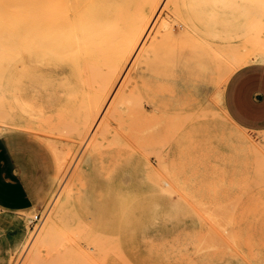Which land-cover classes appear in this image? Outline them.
<instances>
[{"label":"rangeland","instance_id":"374dc122","mask_svg":"<svg viewBox=\"0 0 264 264\" xmlns=\"http://www.w3.org/2000/svg\"><path fill=\"white\" fill-rule=\"evenodd\" d=\"M130 1L53 3L116 13ZM46 2L0 0V28L35 7L40 12ZM134 4L138 9L128 12L139 11L135 43L111 64L110 86L92 124L83 129L87 94L71 86V107L3 131L34 205L19 213L26 236L10 264H57L65 253L69 264H109L99 249L119 240L117 224L139 221L141 264H264V133L237 127L222 103L232 73L264 58V13L263 29H248L264 0ZM5 43L0 70L3 56L10 67L16 54L14 37ZM200 60L208 68H197ZM100 78L87 74L89 90ZM1 88L0 81V96ZM58 152V161L68 156L60 172ZM37 214L41 221L32 224Z\"/></svg>","mask_w":264,"mask_h":264},{"label":"bare ground","instance_id":"6f19581e","mask_svg":"<svg viewBox=\"0 0 264 264\" xmlns=\"http://www.w3.org/2000/svg\"><path fill=\"white\" fill-rule=\"evenodd\" d=\"M46 1V6L37 8L41 9L40 12L35 7L32 15L16 20L10 25L5 26V28H0V43L3 45L1 49L5 50L7 45L5 42L8 39L10 40L11 37H14L16 53L13 59V66H7L5 56H3L4 58L1 61L0 139L4 137L3 131L7 130L9 124L18 126L23 122L36 120L52 110L71 107V99H69L71 86L74 89L80 88L87 94L86 112L83 118V129H85L91 123L92 116L97 115L101 103L105 99L111 82L112 75H110V72H113L112 70L109 72L110 66L113 64L117 53L122 51L123 54H126L135 43L133 37L135 35L134 27H137V19L135 16L139 14V11L134 17H131L128 12L131 8L135 7V0H131L126 7H123L121 11L116 13H95L85 11L80 7H60L55 6L53 0ZM137 9L135 7V10ZM262 13H264V4H260L259 19L255 16L254 20L248 25L249 32L259 33L263 29V22L260 18ZM9 27L12 29H9ZM139 30L140 28H137V31L142 34L143 30ZM140 49H137L138 53ZM135 55L139 56L137 54ZM196 64L205 69L208 66L207 62L201 63V60L200 62L197 61ZM92 72H95L99 78L102 75L100 78L101 84L95 91L89 90L86 80L87 74H91ZM99 72H102L100 73L101 75L98 74ZM98 124L96 129H94L96 131L98 130ZM31 132L33 133L34 131ZM203 135H205L204 132ZM88 142L90 143V140ZM88 142L87 146L89 145ZM53 146L51 151L54 148ZM85 151L83 152L85 153ZM61 153L56 155L55 159L58 172L62 170V165L68 157L65 154L63 157H59L58 161L57 156H62ZM163 167L165 168L164 165ZM52 226L53 224L51 223L49 226L50 229H52ZM142 227L143 225L140 221L133 225L117 224L115 232L116 235H120V237L118 236L119 240L113 245L101 247L99 249L101 255L99 256L103 260L108 261L109 264H141L143 255L139 244V235ZM128 253L131 254V260L128 259ZM48 256L46 257L51 258L50 255ZM30 260L32 262L33 258ZM38 260H40L39 257ZM55 261L57 264H69V256L65 253L61 257L55 258ZM194 261H192L193 264ZM184 262L188 261L185 259ZM73 264H78V262L76 261Z\"/></svg>","mask_w":264,"mask_h":264},{"label":"crops","instance_id":"0c3cea01","mask_svg":"<svg viewBox=\"0 0 264 264\" xmlns=\"http://www.w3.org/2000/svg\"><path fill=\"white\" fill-rule=\"evenodd\" d=\"M222 103L237 127L264 133V58L244 64L232 73ZM0 169V264H10L13 250L26 236L25 222L19 213L31 212L34 205L32 192L3 139H0Z\"/></svg>","mask_w":264,"mask_h":264},{"label":"built area","instance_id":"2783aa9c","mask_svg":"<svg viewBox=\"0 0 264 264\" xmlns=\"http://www.w3.org/2000/svg\"><path fill=\"white\" fill-rule=\"evenodd\" d=\"M41 221V217L39 214L35 215L33 220H32V224L34 223H39Z\"/></svg>","mask_w":264,"mask_h":264}]
</instances>
